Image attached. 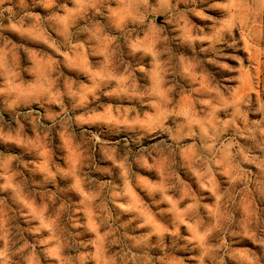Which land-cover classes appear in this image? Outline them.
<instances>
[{
  "label": "rangeland",
  "instance_id": "374dc122",
  "mask_svg": "<svg viewBox=\"0 0 264 264\" xmlns=\"http://www.w3.org/2000/svg\"><path fill=\"white\" fill-rule=\"evenodd\" d=\"M0 264H264V0H0Z\"/></svg>",
  "mask_w": 264,
  "mask_h": 264
}]
</instances>
